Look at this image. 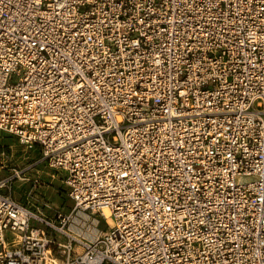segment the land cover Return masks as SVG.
Wrapping results in <instances>:
<instances>
[{
  "label": "built area",
  "instance_id": "obj_1",
  "mask_svg": "<svg viewBox=\"0 0 264 264\" xmlns=\"http://www.w3.org/2000/svg\"><path fill=\"white\" fill-rule=\"evenodd\" d=\"M0 132L109 227L14 170L0 264H264V0H0Z\"/></svg>",
  "mask_w": 264,
  "mask_h": 264
},
{
  "label": "rangeland",
  "instance_id": "obj_2",
  "mask_svg": "<svg viewBox=\"0 0 264 264\" xmlns=\"http://www.w3.org/2000/svg\"><path fill=\"white\" fill-rule=\"evenodd\" d=\"M40 159V148L26 147L14 135L0 132V179L13 175L14 170L31 165L34 167L27 175V180L13 183L11 193L17 202L47 218H54L58 213L73 214L85 226L96 228L100 234L107 233L109 227L100 216L86 214L88 219L84 221L74 211V203L67 195L62 174L40 163ZM71 227L78 228V225L73 224Z\"/></svg>",
  "mask_w": 264,
  "mask_h": 264
},
{
  "label": "bare ground",
  "instance_id": "obj_3",
  "mask_svg": "<svg viewBox=\"0 0 264 264\" xmlns=\"http://www.w3.org/2000/svg\"><path fill=\"white\" fill-rule=\"evenodd\" d=\"M78 215H79L84 221H86V220L88 219V215H86V214L79 213ZM105 216L108 217V216H109V213H108V212H105ZM82 224H83V222H82ZM70 228H71V230L74 231V232H77V233L80 232L79 228H76V227H70ZM88 231H89V230H88ZM89 233H90V234H88L89 236H94V235L97 234V231L91 229V230L89 231Z\"/></svg>",
  "mask_w": 264,
  "mask_h": 264
}]
</instances>
